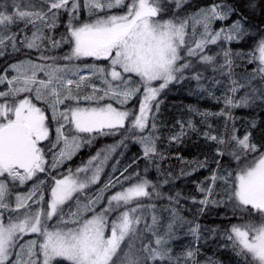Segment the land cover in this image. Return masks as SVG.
<instances>
[{"label": "snow or ice", "instance_id": "6c2138e0", "mask_svg": "<svg viewBox=\"0 0 264 264\" xmlns=\"http://www.w3.org/2000/svg\"><path fill=\"white\" fill-rule=\"evenodd\" d=\"M186 2L0 0V56L25 57L0 72V264H220L199 259L201 239L220 226L202 228L197 220L221 207L227 223L219 247L234 264H264V130L257 140L252 120L240 134L232 111L264 106V27L246 51L234 49L250 34L246 13L226 0L195 11L184 9ZM256 7L249 0L247 8ZM237 61L251 70L238 74ZM205 79L223 86L219 96ZM187 81H195L193 94L207 92L222 105L216 112L189 105L203 130L190 117L167 136L170 147L195 132L214 153L180 170L207 169L193 181L199 197L162 191L171 172L162 181L147 175L149 166L164 174L158 97ZM133 98L138 111L125 107ZM212 117L223 118L221 129ZM117 135L74 171H58L98 137ZM128 140L139 144L145 174L113 164L99 183L111 153ZM181 199L195 206L191 219L181 214ZM181 230L192 240L177 251L172 242Z\"/></svg>", "mask_w": 264, "mask_h": 264}, {"label": "trees", "instance_id": "16d2710c", "mask_svg": "<svg viewBox=\"0 0 264 264\" xmlns=\"http://www.w3.org/2000/svg\"><path fill=\"white\" fill-rule=\"evenodd\" d=\"M165 2V0H164ZM212 0H187V2L183 5L184 9L195 11L197 7L207 5L211 3ZM227 3L235 5L242 13H246L248 15V20L245 23V26L250 28V34L245 36L240 43L233 42L232 48H241L243 50H247V48L252 43V37L256 35L257 30L261 27H264V0H255L257 5L255 11H251L247 8L249 0H226ZM174 7V4L171 6ZM235 15L230 17L229 21L225 23H230L232 19H235ZM220 22H216L214 27H218ZM63 25L59 26V29H62ZM59 29L57 31H59ZM258 38V37H257ZM214 47V46H210ZM15 58L23 59L24 56L17 54V57L10 58L7 56H0V72H3L4 68L7 67L8 63L14 61ZM34 58V57H33ZM239 67L236 68V72L238 74H244L245 68L249 71L251 70L252 65L245 64L241 61H237ZM212 72L207 71L205 76H211ZM223 79V77H219ZM202 83L205 86L214 92L216 96L221 94L222 85H213L207 79L203 80ZM254 83L259 86L258 80ZM195 81H187L182 82L181 84H172L170 85L171 90H166L163 94L158 98L160 103V112L157 114V123L160 125L159 127V135L160 141L158 142V147L165 152V158L160 161L161 170L164 173L163 175L158 174L156 168L154 166H149L148 169V177L153 181H162L168 172L173 173L172 178H169V183L162 184V191L164 192H181L183 194H195L197 197L200 196V193L196 192V185L193 181H199L207 175V169H199L198 171L191 172L190 175H181L180 170L183 168L185 171L189 170L188 161H191L194 157L199 159H204V153L207 152L208 155H213L205 144L203 137H197L195 132L190 133V135L184 138L183 143L175 144L171 143L169 147V141L167 136L169 133L173 131L179 130V125L176 123L178 120L187 121L190 117L193 118L194 122L197 126L203 130L204 126L200 124L201 117L195 116L193 113L189 112V105L200 109H210L213 112L219 111L221 104H218L214 99L209 98L207 92H197L195 94L192 93L191 89L194 88ZM244 92L243 89L238 93L242 95ZM39 103V102H37ZM130 101L128 102V104ZM138 100L133 98L129 107L137 108ZM127 104V105H128ZM126 105V107H128ZM233 114L237 119L235 120V124L237 130L240 134H243L245 130V125L250 124L252 120L256 121L257 127L254 128L253 136L259 140L260 135L262 134V130H264V106H258L256 104L250 107H237L232 110ZM50 115V114H49ZM211 123L217 130L223 127V118H210ZM54 135V131H53ZM120 140V136H107V137H98L91 146L85 145L82 147L76 155H74L70 160H67L60 166L58 171L67 172L69 168L73 171L75 168L81 164L83 161H86L90 155H94L96 150L102 148L106 145L114 144L116 141ZM126 147L120 145L116 148L114 152L111 153V158L109 159L107 165L105 166L104 172L101 174L102 179L99 183H103L105 179H107L108 173L112 172V165L118 164L120 169H123L127 165H131L128 169L129 172L139 171L141 175L145 174V163L146 161L143 159L140 153L139 144L128 140L125 141ZM178 154V155H177ZM139 157L138 159H136ZM183 158L181 161L180 158ZM49 154V159H50ZM133 159H136V163L132 164ZM223 160H227L228 157L225 156L222 158ZM211 167H215V165H210ZM43 177V174H39ZM115 175H119V172H116ZM27 186H30L31 183H27ZM96 186H93L91 191L95 190ZM27 187H17V190L26 191ZM14 202V196L12 197ZM106 203V200H105ZM155 203H167V201H155ZM180 204L184 205V208L181 210V214L192 218L193 213H195V206L191 204V201L181 199ZM191 208V211H189ZM225 212L224 208H214L211 213L208 214H200L198 216L197 222L201 224L202 228L207 226L211 229L214 226L219 225L220 228L217 232V235L213 237L210 232L206 233L207 239H201V243L199 245L201 255L199 259L201 261H206L209 258L218 260L220 264H234L235 257L233 254L224 248L219 247V244L224 243V241L220 240L219 231L223 230V227L226 225L227 221L222 219L221 213ZM150 219V217H149ZM233 222L235 218H233ZM192 240L190 235H187L183 230L180 231L179 238L172 242V246L175 250L179 251L181 246L188 243Z\"/></svg>", "mask_w": 264, "mask_h": 264}, {"label": "rangeland", "instance_id": "374dc122", "mask_svg": "<svg viewBox=\"0 0 264 264\" xmlns=\"http://www.w3.org/2000/svg\"><path fill=\"white\" fill-rule=\"evenodd\" d=\"M165 3H168V0H165ZM171 6H172V5H171ZM113 11H118V9H113ZM38 75H42V73H38ZM211 75H212V74H211ZM0 87H2V86H0ZM169 87H170V86H169ZM240 91H241V90H240ZM164 92H166V90H164L161 94H163ZM159 97H160V96H159ZM159 97H158V98H159ZM130 103H131V101H130ZM130 103H129V104H130ZM129 104L127 105L128 107H129ZM125 107H126V105H125ZM137 108H139V102L137 103ZM135 110L138 111L137 109H135ZM38 175H39V174H38ZM29 182L32 183V181H27L26 184L29 183ZM17 187H20V186L17 185ZM16 190H17V189H16ZM26 190H27V189H26ZM5 220H6V217H5Z\"/></svg>", "mask_w": 264, "mask_h": 264}]
</instances>
